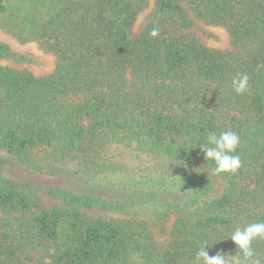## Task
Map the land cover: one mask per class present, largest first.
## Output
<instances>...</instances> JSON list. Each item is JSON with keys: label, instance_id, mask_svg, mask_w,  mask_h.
Returning <instances> with one entry per match:
<instances>
[{"label": "trees", "instance_id": "obj_1", "mask_svg": "<svg viewBox=\"0 0 264 264\" xmlns=\"http://www.w3.org/2000/svg\"><path fill=\"white\" fill-rule=\"evenodd\" d=\"M0 22L55 59L44 75L3 65L24 56L0 40V156L108 181L126 147L170 184L140 191L138 176L137 198L109 201L0 167V264H193L205 241L210 256L235 255L234 228L264 221V0H0ZM209 26L232 47L208 45ZM228 129L243 166L216 173L199 146ZM165 192L175 200L156 216L172 220L160 243L136 207ZM254 247L264 256V240Z\"/></svg>", "mask_w": 264, "mask_h": 264}, {"label": "rangeland", "instance_id": "obj_2", "mask_svg": "<svg viewBox=\"0 0 264 264\" xmlns=\"http://www.w3.org/2000/svg\"><path fill=\"white\" fill-rule=\"evenodd\" d=\"M148 12L149 9L139 15L136 22L137 28ZM8 27L5 22H0V40L8 43L12 52L24 56V58L16 60L13 56H10L3 59L1 62L3 65L13 66L19 69L26 68L36 75H44L54 70L55 59L53 56L44 53L35 42L21 41ZM203 38L208 45L217 49L225 50L232 47L228 33L222 27H207ZM116 152H120L114 158L115 162L120 163L119 170L116 176L108 181L103 178H83L80 174L72 171L75 168L73 165L63 168L57 175L47 176L27 168L22 163L9 158L4 153L0 156V167L4 175L16 180L40 185L61 186L77 193H88L89 195L109 201L137 198L136 195L132 194L133 187L131 185L136 181L134 178L138 176L144 182V186H140L141 184H139L140 191L144 189L153 190L157 187L156 185L160 184L163 188H169L170 184L167 180H161L155 177L157 172L155 173L154 171V165H157L155 162L157 160L152 159L151 156L136 153L134 150L126 147H119ZM68 168L71 171H67ZM151 184L156 187L149 189V185ZM168 200L174 201L175 199L167 193H160L154 198L147 197L145 201L139 203L136 207L141 217L154 222L155 237L160 243H165L170 238L168 231L163 229V227L170 228L172 220L167 219L161 221L156 217L164 205H166L165 201L168 202Z\"/></svg>", "mask_w": 264, "mask_h": 264}, {"label": "clouds", "instance_id": "obj_3", "mask_svg": "<svg viewBox=\"0 0 264 264\" xmlns=\"http://www.w3.org/2000/svg\"><path fill=\"white\" fill-rule=\"evenodd\" d=\"M150 35L156 37L158 29H152ZM232 89L238 95L248 92L250 90L249 76L237 75L232 80ZM240 144L239 134L228 129L219 135L215 132L208 133L205 143L199 147L206 161H212L215 164L216 173L235 174L243 166L240 156L236 154ZM227 239L236 245L235 255L229 256L221 251L215 256H210L206 248L213 245L205 241L200 245L193 264H264V256L254 247V242L264 240V221L249 223L243 228H234Z\"/></svg>", "mask_w": 264, "mask_h": 264}]
</instances>
